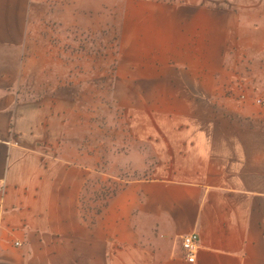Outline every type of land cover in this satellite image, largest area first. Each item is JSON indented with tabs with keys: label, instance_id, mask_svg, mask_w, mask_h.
Instances as JSON below:
<instances>
[{
	"label": "crops",
	"instance_id": "obj_1",
	"mask_svg": "<svg viewBox=\"0 0 264 264\" xmlns=\"http://www.w3.org/2000/svg\"><path fill=\"white\" fill-rule=\"evenodd\" d=\"M45 11L0 0V264H192L191 232L195 264H264V0L127 1L114 91L153 163L100 211L119 171L68 130L66 86L23 71Z\"/></svg>",
	"mask_w": 264,
	"mask_h": 264
},
{
	"label": "rangeland",
	"instance_id": "obj_2",
	"mask_svg": "<svg viewBox=\"0 0 264 264\" xmlns=\"http://www.w3.org/2000/svg\"><path fill=\"white\" fill-rule=\"evenodd\" d=\"M67 1L72 2L51 0V7L58 10V26L52 23V11L34 14L30 43L25 46L23 55V71L30 68L36 72L30 78V82L32 80L36 85L49 88L66 86L69 90L67 94L76 100V107L68 118L71 120L68 130L72 129L73 135L80 138L83 153L97 151L101 169L107 167V170L115 173L119 171L118 181L107 179V182H111L107 190L99 186L97 193L93 195L92 192V199L93 196L96 198L95 205L101 206L106 201L104 190L109 194L123 183V179L146 175L153 163L149 149L132 145L135 141L130 136L121 103L123 94L114 91L121 67L122 21L128 0H74V5L66 6ZM58 2L64 7H58ZM68 22L79 24L72 37H78L81 32L83 42L80 45L71 38V34L65 35ZM55 53L57 59H54ZM45 56L48 61L44 59ZM64 61L70 64L59 68ZM65 70L73 72L70 75ZM25 78H21L22 85H26ZM110 153L116 154L119 159H114L112 165L107 161ZM122 156L126 164L121 161ZM143 161H146V167L138 173L133 166L141 167Z\"/></svg>",
	"mask_w": 264,
	"mask_h": 264
},
{
	"label": "trees",
	"instance_id": "obj_3",
	"mask_svg": "<svg viewBox=\"0 0 264 264\" xmlns=\"http://www.w3.org/2000/svg\"><path fill=\"white\" fill-rule=\"evenodd\" d=\"M48 1V0H47ZM60 1H63V0H60ZM172 2H185L186 0H178V1H176V0H171ZM48 4H49V7H50V11H52V18H53V21H52V23H54V24H56V26H58V24H57V20H58V17H59V14H57V11L58 10H56L54 7H51V6H53V4L51 5V0L50 1H48ZM75 4V1L74 0H72V2L70 1V2H68L67 1V4H66V6H68V5H74ZM55 7H57V6H55ZM58 7H64L63 5H61L60 4V2H58ZM57 7V8H58ZM52 9V10H51ZM58 9H61V8H58ZM56 10V11H55ZM67 25H69V26H67V28H65L64 29V32H65V35H70L71 36V38H73V39H76L77 41H78V43H79V45H80V43H82L83 42V40H82V34H81V32L78 34V37H72V35H75L76 34V28H77V26H79V24L77 25V24H75L74 22L73 23H71V22H68L67 23ZM81 26V25H80ZM60 27H61V24L59 25V29H60ZM63 28V27H62ZM62 28H61V30H62ZM69 28V29H68ZM73 29V30H72ZM68 30V31H67ZM68 37V36H67ZM117 46V45H116ZM102 56V55H101ZM55 57L56 58H54V59H57L58 57H57V54L55 53ZM62 60H64L63 58H62ZM70 64V62H63V63H61L60 64V68H62V67H67V65H69ZM61 70V69H60ZM66 72H68L70 75H71V73L73 72V71H71V70H65ZM121 185V184H120ZM120 185L119 186H116V189L115 190H111V193H107L105 190H104V192H105V197H104V199L106 200L107 198H109L110 196H111V194H115L116 193V190L120 187ZM102 193V192H101ZM105 206V204L104 205H101V206H96V208L98 209V211H100L103 207Z\"/></svg>",
	"mask_w": 264,
	"mask_h": 264
},
{
	"label": "built area",
	"instance_id": "obj_4",
	"mask_svg": "<svg viewBox=\"0 0 264 264\" xmlns=\"http://www.w3.org/2000/svg\"><path fill=\"white\" fill-rule=\"evenodd\" d=\"M255 102L264 108V98L257 97ZM199 235L196 232L185 234L182 239V246L186 253L187 260L195 264L196 262V251L198 249Z\"/></svg>",
	"mask_w": 264,
	"mask_h": 264
}]
</instances>
